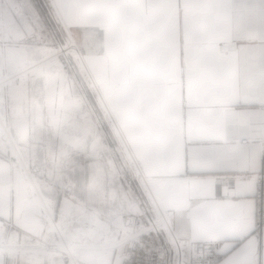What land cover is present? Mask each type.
Wrapping results in <instances>:
<instances>
[{
    "label": "crops",
    "instance_id": "0c3cea01",
    "mask_svg": "<svg viewBox=\"0 0 264 264\" xmlns=\"http://www.w3.org/2000/svg\"><path fill=\"white\" fill-rule=\"evenodd\" d=\"M48 3L123 148L96 139L88 115L72 122L43 98L30 103L32 86L12 85L0 117V227L60 242L72 264H120L129 236L122 214L137 203L152 216L138 207L147 197L168 240L219 243L214 264H246L249 253L264 264V232L254 226L239 239L248 207L240 185L263 167V147L242 142L264 138V0ZM34 165L71 166L73 192L61 194L44 175L31 179ZM0 264L59 262L0 250Z\"/></svg>",
    "mask_w": 264,
    "mask_h": 264
},
{
    "label": "rangeland",
    "instance_id": "374dc122",
    "mask_svg": "<svg viewBox=\"0 0 264 264\" xmlns=\"http://www.w3.org/2000/svg\"><path fill=\"white\" fill-rule=\"evenodd\" d=\"M12 55V56H11ZM26 84L30 103L35 106L41 99L50 103L54 112L74 117L88 115L93 121L96 139L107 145L111 151L121 153L123 144L115 132L107 111L92 87L89 75L82 66L80 55L68 31L59 23L48 0H0V117L6 118L4 94L12 85ZM40 107H38L39 109ZM37 113H41L37 111ZM116 149V150H114ZM60 170L49 166L42 170V176L49 178L53 188H60L61 194H71L75 181V170L67 166ZM66 185V189H64ZM66 196V195H65ZM60 201L56 202L58 205ZM133 207L137 208V203ZM140 209H147L152 216H159L149 199L142 197ZM53 210V206L51 207ZM129 211L138 212L135 208ZM139 213V212H138ZM12 235L0 227V248L3 252L25 260L48 259L51 263L68 264L59 252L60 242L42 245ZM42 246L39 251H24L13 246ZM63 251V250H62ZM67 252V251H66ZM68 253V252H67ZM78 260V251H73ZM31 257V258H30ZM69 258V254H68ZM70 260V259H69ZM81 264L79 261H76Z\"/></svg>",
    "mask_w": 264,
    "mask_h": 264
},
{
    "label": "built area",
    "instance_id": "2783aa9c",
    "mask_svg": "<svg viewBox=\"0 0 264 264\" xmlns=\"http://www.w3.org/2000/svg\"><path fill=\"white\" fill-rule=\"evenodd\" d=\"M252 142L264 149V138L257 136L242 143ZM10 162L17 163L15 156ZM262 170L255 176L257 191L255 194V230L264 232V150ZM31 179L40 177L42 170L34 165L28 169ZM121 221L129 236L122 253L120 264H214L219 250V243L214 241L191 242L188 245L170 241L166 234V220L162 216L125 211ZM163 234V236H161ZM62 258L71 263L68 253ZM70 259V260H69ZM78 264L77 262H74Z\"/></svg>",
    "mask_w": 264,
    "mask_h": 264
},
{
    "label": "snow or ice",
    "instance_id": "6c2138e0",
    "mask_svg": "<svg viewBox=\"0 0 264 264\" xmlns=\"http://www.w3.org/2000/svg\"><path fill=\"white\" fill-rule=\"evenodd\" d=\"M257 191V182L255 177L250 178L248 181L240 185V195L248 202V207L241 213L239 218V239L245 240L251 234L255 226V194ZM246 264H259L258 256L249 253V259Z\"/></svg>",
    "mask_w": 264,
    "mask_h": 264
}]
</instances>
